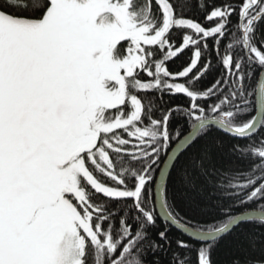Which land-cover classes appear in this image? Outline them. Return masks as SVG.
<instances>
[{"label":"snow or ice","instance_id":"snow-or-ice-1","mask_svg":"<svg viewBox=\"0 0 264 264\" xmlns=\"http://www.w3.org/2000/svg\"><path fill=\"white\" fill-rule=\"evenodd\" d=\"M0 264H264V0H0Z\"/></svg>","mask_w":264,"mask_h":264},{"label":"trees","instance_id":"trees-1","mask_svg":"<svg viewBox=\"0 0 264 264\" xmlns=\"http://www.w3.org/2000/svg\"><path fill=\"white\" fill-rule=\"evenodd\" d=\"M177 63H180V61H178ZM171 99V103L173 106L179 104L181 106H183L185 104V98L183 96H178V97H173L170 98L167 95L164 97L165 101H169ZM188 129L186 128V132L187 133ZM159 224L161 225H170L169 223L164 222L161 218L159 219ZM170 231L174 236L177 237H183L185 239H190L189 237H187L186 235H184L182 232H180L179 230H177L175 227H173L172 225H170Z\"/></svg>","mask_w":264,"mask_h":264},{"label":"water","instance_id":"water-1","mask_svg":"<svg viewBox=\"0 0 264 264\" xmlns=\"http://www.w3.org/2000/svg\"><path fill=\"white\" fill-rule=\"evenodd\" d=\"M187 134V133H186ZM181 151H183V150H181ZM179 154V153H178ZM164 222H166V223H169L170 224V222L167 220V218L166 217H164L163 215H161V217H160ZM173 227H175L177 230H179L180 232H182V230L181 229H179V228H177L175 225H172ZM183 233V232H182ZM184 234V233H183ZM184 235H186L187 236V234H184ZM188 237V236H187ZM190 238V237H189Z\"/></svg>","mask_w":264,"mask_h":264}]
</instances>
